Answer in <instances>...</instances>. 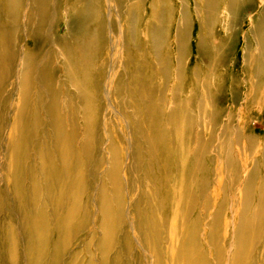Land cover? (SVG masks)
Segmentation results:
<instances>
[{"label": "bare ground", "instance_id": "bare-ground-1", "mask_svg": "<svg viewBox=\"0 0 264 264\" xmlns=\"http://www.w3.org/2000/svg\"><path fill=\"white\" fill-rule=\"evenodd\" d=\"M263 106L264 0H0V122L32 264L50 225L54 264L93 208L100 264L123 228L122 249L143 261L254 264L264 134L249 122ZM36 137L28 199L20 172Z\"/></svg>", "mask_w": 264, "mask_h": 264}, {"label": "rangeland", "instance_id": "rangeland-1", "mask_svg": "<svg viewBox=\"0 0 264 264\" xmlns=\"http://www.w3.org/2000/svg\"><path fill=\"white\" fill-rule=\"evenodd\" d=\"M255 1V0H254ZM64 4L60 3L59 16L58 20L54 24V32L56 35H62L66 32V21L64 18ZM196 28V26H195ZM245 28V27H244ZM197 29V28H196ZM196 29L192 30L191 37L188 44L187 50V62L191 65L195 61L196 50H195V33ZM241 46H242V37H240L236 43L235 55L239 58L241 57ZM156 79L152 80L155 82ZM157 83V82H155ZM13 110V109H12ZM264 111V106L262 109ZM249 125L254 128V131L257 135L264 134V112L255 114ZM10 128V118H8L5 123L0 122V264H32L30 253L28 250V232L25 229V222L23 219V213L20 208V203L14 196L12 183H10L8 178V167H9V136L8 130ZM44 130V129H43ZM42 134L44 131H42ZM32 140L30 145V152L28 153V160L24 164L21 170V176L24 178L22 184V191L27 196L28 199H32L31 195V182H30V169L34 170L33 175L35 177L39 175L36 168V158L35 153L33 152V145L35 146L36 140ZM50 140V138H49ZM34 143V144H33ZM262 175V174H261ZM260 175V176H261ZM36 180V179H35ZM30 187V188H29ZM26 192V193H25ZM43 199V196L40 195V199ZM128 204V203H127ZM51 206H48V211L50 212ZM96 209V208H95ZM93 208L90 223L87 228L81 227L78 230L74 231L68 239V243L63 244L62 249H58L57 261L54 264H68L73 260V256L76 254V264H87L91 260L94 264H100L98 262V252L95 249L96 241L101 237V232L93 229V223L97 218V210ZM231 216L230 214H228ZM52 224V222H51ZM52 225H50V230L48 234V240L43 246V256L40 264H49L51 262V256L54 252V242L57 239V234L51 231ZM125 228L121 230L120 233L116 236L115 247L112 249L108 256V264L114 261V257L117 252L120 253L121 264H154V254L152 252H147V259L145 261L141 260L138 256L139 246L135 245V249L131 251L130 254H126V251L122 249L123 237ZM91 232L95 233V241L90 246V253L86 252L85 246L88 242L87 238ZM121 236H120V235ZM164 236L166 234L164 233ZM69 237V236H68ZM86 241V243H85ZM119 243V244H118ZM139 243V242H138ZM166 244V243H165ZM259 249L255 250V256H258L254 259V264H264V248L258 247ZM88 251V250H87ZM172 252V251H171ZM166 257L169 256L170 251L168 245L165 246ZM47 254V255H46ZM60 256V258H59ZM95 257V258H94ZM126 257V258H125ZM139 257V258H138ZM149 260V261H148ZM168 260V259H167ZM161 264H171V261L168 260Z\"/></svg>", "mask_w": 264, "mask_h": 264}]
</instances>
